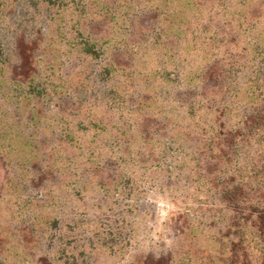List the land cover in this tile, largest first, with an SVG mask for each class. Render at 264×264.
Listing matches in <instances>:
<instances>
[{
  "label": "rangeland",
  "instance_id": "rangeland-1",
  "mask_svg": "<svg viewBox=\"0 0 264 264\" xmlns=\"http://www.w3.org/2000/svg\"><path fill=\"white\" fill-rule=\"evenodd\" d=\"M0 264H264V0H0Z\"/></svg>",
  "mask_w": 264,
  "mask_h": 264
}]
</instances>
